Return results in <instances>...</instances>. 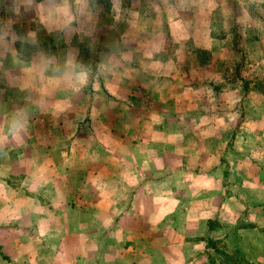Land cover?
I'll return each mask as SVG.
<instances>
[{
  "label": "rangeland",
  "instance_id": "rangeland-1",
  "mask_svg": "<svg viewBox=\"0 0 264 264\" xmlns=\"http://www.w3.org/2000/svg\"><path fill=\"white\" fill-rule=\"evenodd\" d=\"M84 1L0 0V264H69L58 224L33 217L59 206L57 179L116 165L124 142L142 179L172 187L165 264H264V0H139L160 21L144 22L146 45L129 40L133 54L120 40L131 1ZM15 53L31 70L14 75ZM50 234L56 248L35 247Z\"/></svg>",
  "mask_w": 264,
  "mask_h": 264
},
{
  "label": "crops",
  "instance_id": "crops-1",
  "mask_svg": "<svg viewBox=\"0 0 264 264\" xmlns=\"http://www.w3.org/2000/svg\"><path fill=\"white\" fill-rule=\"evenodd\" d=\"M130 1L127 17L132 19L127 18V21H121L124 36L120 40L121 43H124L126 52L129 50L127 48L131 46L129 40L133 38H136L133 46L146 45L147 25L144 22L156 21L154 23L157 24L160 21L158 16L151 15L149 12L146 13L145 5L139 0ZM85 4L86 0L84 1ZM153 10H155V6ZM122 16L125 19L126 16ZM137 21L140 24L134 25ZM133 25L135 30H131ZM153 28L154 32L162 29L158 26H153ZM151 42L158 44L155 43L158 41ZM64 53L67 54L69 62H73L77 66L78 57L74 52L71 53V50L65 49ZM129 53L133 54L131 50ZM14 64L17 69L14 75L15 73L18 75L21 70L29 71L32 68L29 64L25 65L19 53H15ZM39 70H41L40 67L34 69L38 73ZM42 72V76H47L45 69ZM100 74L105 80L106 89L104 87L101 89L104 88L106 95L109 97L118 93L112 87L116 71H108L106 76H103L102 72ZM175 75H178L176 71L168 78H174ZM10 76H13V73ZM124 82L126 84L125 79ZM35 84L45 88V86H49L50 82L40 79ZM80 88L83 90L85 87L80 84ZM94 90L97 91L98 89ZM123 92L127 94V97H123V99L129 100V94L132 95L129 85L126 84V87H123ZM96 93L99 94V91ZM114 104V99L111 101L108 98L106 105L108 112L114 110ZM102 122L107 126L116 123V121ZM123 122L126 124L127 121ZM135 146L136 143L129 142L117 145L114 148V154L112 153V158L116 164L114 166L111 165V162L99 164L97 161V165L81 166L70 174H82V178L80 176L69 177L70 180L67 182L63 179H57L58 185L54 184V187L66 190L60 199L56 197L58 200L56 205L59 206L54 207L55 204L50 205V203L47 206L42 204V207L45 208V215L40 217V220H34L33 217V221L44 226L46 223L51 226L58 224L57 247L64 251L69 264L166 263L164 256L168 253L167 249L170 248L166 239L169 237L168 233L171 226H164V223L172 221V218L163 214L161 206L166 196H169L166 199L170 200H166L167 203L173 204L174 193L170 184H156L160 178H141L143 170L135 162L137 156L132 150ZM41 182L38 188L40 192L43 193L47 189L51 191V186L45 177L43 181L41 179ZM174 211V209H170L168 212ZM52 238L56 237L53 235ZM139 239L143 242H140ZM145 239L150 242L148 243ZM52 241L54 239H51V234L43 235L37 238L35 243H33L34 241L30 242L29 246L33 247L35 244V247L40 245L44 249L54 246L56 248ZM144 241L146 242L144 243ZM155 241H160L161 246L153 245ZM67 261L64 262L67 263Z\"/></svg>",
  "mask_w": 264,
  "mask_h": 264
},
{
  "label": "clouds",
  "instance_id": "clouds-1",
  "mask_svg": "<svg viewBox=\"0 0 264 264\" xmlns=\"http://www.w3.org/2000/svg\"><path fill=\"white\" fill-rule=\"evenodd\" d=\"M77 2H79V0H77ZM81 75H83V74H81ZM85 83H86V80L84 81ZM14 128H15V130L17 131V132H19L20 130H22V125H20L18 122H15L14 121Z\"/></svg>",
  "mask_w": 264,
  "mask_h": 264
}]
</instances>
